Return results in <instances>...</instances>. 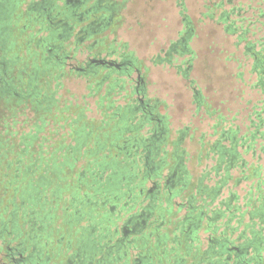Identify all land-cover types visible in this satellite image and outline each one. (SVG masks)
<instances>
[{"label": "rangeland", "instance_id": "1", "mask_svg": "<svg viewBox=\"0 0 264 264\" xmlns=\"http://www.w3.org/2000/svg\"><path fill=\"white\" fill-rule=\"evenodd\" d=\"M108 1L116 3L112 24L96 35L86 37L79 46L76 43L77 34L72 36L65 46V51L71 57L38 86L43 97L39 104L44 105L43 108L36 110L34 100L29 99H14L6 108L1 105L0 143L10 147V150L0 164V195L4 194L8 200L12 191L9 189L5 193L4 186L20 177L16 176L20 172L15 164L7 166L8 160L19 156L22 159L21 169L36 159L41 160L35 177L54 164L64 167V181L54 179L46 191L47 198L54 200L56 185L61 183L63 186L57 211L59 216L62 217L64 212L73 213L74 203L80 200L98 199L91 196L93 189L88 184L101 169L100 155H113L121 145V141L113 143V136H109L114 131V122L109 123V118L112 113L129 110L132 103H138L141 95L154 106L155 116L165 119L166 138L162 147L167 151L168 163L163 167L164 173H168L178 161V155L184 151L181 159L188 183L178 193L177 201L188 200L189 187L192 186V192H195L198 179L204 172L208 174L206 183L220 185L219 200L225 201L233 191L242 198L254 183L253 179L247 177L244 165L246 168L256 164L264 166V136L261 133L264 123L258 133L260 136L251 140L254 144H248L256 124L264 116V83H261L260 72L264 66H257L252 56L253 51L264 47V0ZM28 2L26 0L22 5L24 15L16 26V44L11 51L12 55L17 56L19 65L27 68L22 80V89L26 93L32 90L29 70L36 61L33 53L39 50L37 40L50 35L47 29L40 30L39 23H28L31 15L25 13ZM108 12V9L103 10V13ZM27 23V27H24ZM77 29L79 27L75 31ZM95 40L98 43L90 46ZM248 42L255 44V50L247 51ZM109 51H112L110 57L114 59L131 55L134 66L126 73L115 70L106 79L104 75L110 69L108 67L100 66L96 75L76 68L82 67L89 56L97 53L105 55ZM139 76L143 80L141 85ZM137 85L145 95L136 91ZM217 116H224V128L236 129L237 133L225 131L221 125L220 128L211 127L216 123ZM126 121L120 124H124L122 134L138 131L140 135L147 136L157 126L156 119L148 120L140 128L131 125L129 117ZM102 125L106 130V142L101 147L95 135L101 131ZM89 127L100 129L81 144L82 135ZM233 140H236V144ZM217 141L226 148L235 144L237 156L229 168L227 164L217 168L220 152L210 151ZM26 145L27 150L21 153ZM74 148H78L75 157ZM110 171L111 168H108L106 174ZM238 178L240 182L235 184ZM125 190V186H122L120 191L124 193ZM261 193H264V188ZM126 196H119L116 211L123 209ZM137 199L140 201L142 198ZM243 202L241 207L244 206ZM208 206L205 204L203 208L208 214L207 218L212 216ZM160 208L159 205L156 212ZM125 210L120 213V221L127 214ZM188 213L189 208L184 207L164 216L158 221H163L161 233L172 238ZM160 215L158 213V218ZM155 217L156 213L152 219ZM204 219L197 232L200 236V253L207 249L208 236L212 235L211 229L214 228L208 226ZM227 219L225 214L216 234L226 233L235 241L242 234L244 237L253 235L252 228L247 226L246 214L242 215V221L230 220L231 227L226 225ZM86 221L82 223H88ZM57 223L59 226L62 224ZM53 236L59 238L60 233ZM171 262L168 260L164 263Z\"/></svg>", "mask_w": 264, "mask_h": 264}, {"label": "flooded vegetation", "instance_id": "2", "mask_svg": "<svg viewBox=\"0 0 264 264\" xmlns=\"http://www.w3.org/2000/svg\"><path fill=\"white\" fill-rule=\"evenodd\" d=\"M25 1L0 0V109L1 105L4 108L8 107L9 102H14V99L26 101L29 96L26 94L27 91L22 89V80L27 68L20 66L17 56L11 53L16 44V26L24 15L22 5ZM108 2V0H29L25 12L31 14L28 23H39L40 30L47 29L50 34L37 40L39 50L33 53L36 61L29 72L32 90L38 91V86L43 80H40V74H51L54 68L60 69L58 65L65 64L66 59L71 57L65 51V46L72 36L77 34L76 43L79 46L86 37L96 35L112 24L116 3ZM104 9L110 12L103 13ZM28 23L24 24V27H27ZM77 27L79 29L75 31ZM97 43L98 40H95L90 46ZM111 53L112 51H109L105 55L97 53L89 56L82 67L76 68L96 75L100 66L108 67L110 69L104 75L106 79L115 70L118 73H126L134 66V58L131 55H122V58L114 59L110 57ZM51 63L56 67L50 66ZM139 79L141 85L142 77L139 76ZM140 85L136 86V91L145 95L139 89ZM137 100L138 103H132L129 110L115 112L109 118V123L114 122V131H111L109 136H113V143L121 141V145H118L117 152L113 155L108 153L100 155L101 169L88 184V187L93 189L91 196L98 199L88 198L87 201L80 200L74 203V212L71 214L64 212L61 217L57 213L61 192L64 190L61 183L57 182L59 184L53 190L54 200L48 199L46 195L54 179L64 181L65 171L62 165L54 164L48 169L46 167L38 177H35L42 164L41 160L36 159L24 169H21L22 159L19 156L7 161L9 167L15 164L16 170L20 172L16 176L20 177L14 178L4 186L5 193L9 189L12 191L8 200L4 194L0 195V264H154L155 255L160 264H165L164 262L168 260H172V264H264V234L260 230L259 232L252 230V238L246 240L241 238L238 241L230 239L229 235L223 233L218 237L208 236V248L202 253L196 251L198 253L194 256H190V252L185 255L176 253L169 259L164 255L168 251H161L159 255L150 248H145L148 236L154 231L147 229L162 227L163 221L158 223V217L152 219L157 210V201L162 199L163 193H168L167 196L173 195L175 193L173 189H176L177 184L180 187L178 190L184 189L187 179L183 175L185 171H182L179 159L168 173L163 172V167L168 163L167 151L162 147L166 138L163 125L165 120L155 116L154 106L148 99L140 95ZM36 101L41 103V99ZM37 103H34L35 108L40 110ZM128 117L130 124L135 128L142 127L152 119H156L157 126L147 136L140 135L138 131L134 132V128L130 130L133 133L122 134L124 124H120L127 122ZM105 131L102 125L101 131L95 135L101 147L106 142ZM92 133L93 129L89 127L82 135L81 144L90 138ZM27 147L28 145L21 153L26 151ZM214 148L218 149L221 155L218 169L224 159L227 161V168L236 160L235 145L226 148L217 141ZM9 150L10 147L7 148L0 143V164ZM77 150L78 148H74L72 151ZM108 168H111V171L106 174ZM140 175L143 180L147 178L151 182L150 187H145L142 180L140 184L133 183ZM122 186L126 188L124 193L120 191ZM136 188L138 193H134ZM88 194L87 192L86 196ZM122 194L127 195L122 207V210L126 209L127 214L120 221L122 210L116 209L120 201L119 196ZM137 198L142 199L138 201ZM220 212L215 211V216ZM260 214L264 220V211ZM205 215V211L201 210L196 214L189 212L184 217L180 226L187 230V240H199L200 236L196 233L202 227ZM83 220H87L88 223H82ZM57 222L62 224L59 226ZM55 233H60V237L55 239L53 236ZM163 235H159V238ZM242 236L243 234L240 237ZM188 257L191 259L188 260Z\"/></svg>", "mask_w": 264, "mask_h": 264}, {"label": "crops", "instance_id": "3", "mask_svg": "<svg viewBox=\"0 0 264 264\" xmlns=\"http://www.w3.org/2000/svg\"><path fill=\"white\" fill-rule=\"evenodd\" d=\"M230 1V0H229ZM250 50H255V44L252 42H248L247 43V51ZM264 47L262 48V50H257V51H253L252 52V56L254 57V59L256 60V65L257 66H264ZM262 60V62H261ZM263 63V64H262ZM255 65V66H256ZM262 73V81L261 83H264V69H262L260 71ZM113 115V113H112ZM111 115V116H112ZM162 118L164 119V117L162 116ZM216 123L214 125H212L211 127H220L223 129L225 126L222 125V123H226L224 116H217L216 118ZM259 119V118H258ZM165 120V119H164ZM261 121V122H260ZM165 123V122H164ZM264 123V116L261 117V120L259 119L258 123L256 124L253 132L250 135V142L248 144H250V146H252L253 141L251 142V140H254V138H256V136H260L258 135L259 130L261 125ZM219 127V128H220ZM223 130L228 131L229 133L231 132V134H236L237 130L236 129H229V128H224ZM262 135L264 136V131L261 132ZM235 139V136L233 137ZM236 140H233V143H235ZM236 144V143H235ZM234 144V145H235ZM242 144H244V140L242 142ZM263 148H264V143H263ZM212 153H217L218 149L214 148V146H211V150ZM210 153V152H208ZM206 153V156L207 154ZM184 154V151L182 150L180 155H179V161L181 163V167H182V171L184 169V164L182 161V156ZM222 164H227L226 160L224 159ZM221 164V165H222ZM243 165V164H242ZM244 170L248 173V178L249 179H253L254 183L252 184V186H250V188L248 189L247 193L241 198L240 195H237V192H234L231 194V196L227 195V199H225V201L222 199L219 200V193H220V185L217 184H208L206 183V179L208 178V174L207 172H204L202 174L201 177H199L198 179V184L196 185V189L195 192H192V186L189 187V191L187 192V198L188 200H186L185 202H180L177 201V196L178 193H181V190H178L179 185H176V189L174 188L173 191H175V193L173 195H168V193H163V195L161 196L162 200H158V206H161V210H158L156 212V217L155 219L158 217V213L162 212L161 216H159L158 221H160L164 216H169L170 212L173 211H177L178 209L181 208H189V212L196 214L199 211L203 210L205 204H208L210 206H208L207 208L210 209V215H212L211 217L207 218V213H205V217L208 223V226L212 225L214 228H212L211 230H213L211 232V234L215 237H218L220 234H216L217 232V227L219 226V223L221 222V219L225 216L228 217L227 219V223L226 225L228 227H231L232 224H230V220H234L237 219V221H242V215L247 216V220H248V227L249 229L252 228L251 230L254 231H261L262 234H264V220L263 217L261 216L260 212L264 211V193H261L263 188H264V166L261 167V164H256L255 166L252 165L248 168H246V165H244ZM242 174L243 171H242ZM183 175L186 177L187 179V183H188V176L186 175V171L185 173H183ZM143 181V178H141V175L139 176V179L135 180L136 182H133L135 185L138 184L140 181ZM240 179H236L235 184H238L240 181ZM123 182L125 183L126 180H123ZM145 183V187H150L151 183L149 180H147V178L144 179L143 181ZM132 183V184H133ZM147 183L149 185H147ZM133 184V186H134ZM140 184V183H139ZM134 193H138V188H136L134 190ZM202 200V203H200ZM199 201V202H198ZM218 201H220V203H218ZM241 201H244L243 204L244 206L241 207ZM204 203V204H203ZM201 204V205H200ZM157 206V208H158ZM247 206V208H246ZM206 211V210H204ZM214 211V212H213ZM215 211H221L219 215L215 216ZM215 216V218H214ZM242 223V222H240ZM186 225H188V222H186ZM245 226V225H244ZM232 229V228H231ZM153 231V234H151L150 236H148V241H147V245L145 248H150L151 250H153V252H157L161 253V251H168L166 254L167 258H173L174 254L178 253L179 255H185L187 252H190L192 254L196 253V251H200L199 248V240L195 239L190 241L186 239V232L187 230H183L182 226H180L179 230L176 231L175 234H173V237H168V236H164L163 233H161V228L160 229H153V228H149L148 231ZM230 230V229H229ZM197 234V233H196ZM159 235H163L162 237L159 238ZM175 239H178L175 240ZM209 242V241H208ZM209 243L207 244L208 248ZM168 254V255H167ZM155 262L154 263H158L157 262V256L155 255ZM165 258V257H164ZM172 261V260H170ZM173 262V261H172ZM171 262V264H172Z\"/></svg>", "mask_w": 264, "mask_h": 264}, {"label": "trees", "instance_id": "4", "mask_svg": "<svg viewBox=\"0 0 264 264\" xmlns=\"http://www.w3.org/2000/svg\"><path fill=\"white\" fill-rule=\"evenodd\" d=\"M62 65H64V63L62 64ZM61 65V66H62ZM50 66H55L56 67V65H54L53 63H51L50 64ZM59 66V65H58ZM55 69V68H54ZM30 71V70H29ZM48 77V73H46V74H40V80L41 79H46ZM27 95H29L28 96V99L29 100H34V103L36 102V99H41L42 100V98L43 97H41V95H40V91H39V89H38V91H36L35 92V90H31L30 92H28V93H26ZM39 103H37V105H38ZM40 105V104H39ZM39 105H38V107H39ZM43 106L44 105H40V109L41 108H43ZM43 110V109H42ZM100 128H95L94 127V130H93V135H95L96 134V132L99 130ZM97 130V131H96ZM97 152V151H96ZM95 152V153H96ZM74 153H76L75 151H74ZM74 157H75V155H74Z\"/></svg>", "mask_w": 264, "mask_h": 264}, {"label": "water", "instance_id": "5", "mask_svg": "<svg viewBox=\"0 0 264 264\" xmlns=\"http://www.w3.org/2000/svg\"><path fill=\"white\" fill-rule=\"evenodd\" d=\"M252 231V230H251ZM251 233H253V232H251ZM223 234H226V233H223ZM227 235V234H226ZM253 236H250V237H244V236H242V237H239L238 239L240 240L241 238V240H246L247 238H252Z\"/></svg>", "mask_w": 264, "mask_h": 264}]
</instances>
